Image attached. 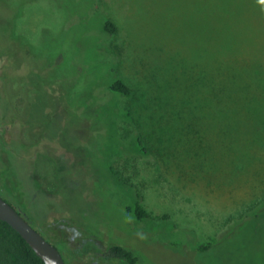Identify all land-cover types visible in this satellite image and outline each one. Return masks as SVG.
Masks as SVG:
<instances>
[{
  "label": "rangeland",
  "instance_id": "374dc122",
  "mask_svg": "<svg viewBox=\"0 0 264 264\" xmlns=\"http://www.w3.org/2000/svg\"><path fill=\"white\" fill-rule=\"evenodd\" d=\"M232 1L237 6L238 1ZM86 5L85 0H0V196L58 249L67 264H103L104 257L106 264H122L108 257L112 243L138 253L139 264H264V85H251L237 99L242 107L235 113L241 116L237 137L242 140L236 152L230 147L227 109L218 127L223 135L210 139L207 159H198L193 169L189 159H182L181 170L191 177L179 185L171 175L173 189L151 186V156L115 151L118 177L125 182L137 169L130 183L153 217L138 225L123 208L132 196L129 189L99 183L98 164L88 154L108 144L113 129L108 118L93 130L86 128L85 118L94 114L87 100L100 103L99 93L81 81L69 92L68 105L62 97L66 91L43 83L39 72L46 73V68L36 51L46 45L66 52L63 62L85 68L90 46L85 44ZM99 8L118 26V33L105 41L110 60L119 64L124 79L139 85L150 79L152 70L166 78L163 61H173L171 55L179 48L171 43L170 32L193 43L202 18L197 13L200 0H99ZM137 9L144 12L140 20L145 28L150 23L169 34L153 45L160 51L158 58L136 44ZM216 43L215 56L221 61L240 52L231 61L243 58L249 67L264 63V0L238 7ZM177 61L171 62L169 73L175 67L178 77ZM210 75L211 86L221 80L229 87L228 75L220 77L214 68ZM47 77L51 79L49 73ZM121 126L126 138L124 127L133 126ZM142 131L153 139L150 128ZM253 133L258 136L255 142L250 141ZM245 149L248 154L242 156ZM245 208L251 214L233 227L230 217ZM172 212L185 235L179 237L178 229L173 230L176 234L154 229L160 215ZM90 241L101 249L99 255L84 251Z\"/></svg>",
  "mask_w": 264,
  "mask_h": 264
},
{
  "label": "trees",
  "instance_id": "16d2710c",
  "mask_svg": "<svg viewBox=\"0 0 264 264\" xmlns=\"http://www.w3.org/2000/svg\"><path fill=\"white\" fill-rule=\"evenodd\" d=\"M75 1L73 0V3ZM200 1L201 8L197 9V13L201 14L202 18L193 43H187L183 38L177 39L171 32V35L164 32L166 39L169 38V35L172 39L171 43L177 44L179 47L177 51L175 48L171 55V59H173L171 62L178 59L176 62V66H179L180 69L178 77L175 75V67L172 73H169V69H172L174 65L171 62L163 61L166 78L163 74L161 77L157 70H152L148 73L150 79L141 85L130 79H124L119 64L110 60L108 56L110 51L105 42L118 33V26L100 11L99 0H85L87 4L85 44L87 42L90 44L89 56L85 57V68L78 65V62L75 64L74 62L68 64L63 62V55L66 52L60 48L46 45L36 51L46 68V73L43 70L39 71L43 83L55 85L62 91L65 90L66 94H62V97L66 104L69 105V92L78 88L81 81L85 80V87L90 88V91L93 89L99 93L100 103L92 99L87 100L88 110L94 114L85 118L86 128L93 130L94 125L98 126L103 118H108L113 124V129L108 137L110 142L102 148L99 146L97 151L89 150L88 154L94 156L93 160L98 164L99 174L96 178L99 183L129 189L132 196L129 203L123 208L138 225H143L147 220L153 219L139 201L140 196L134 189V184L130 183V180L137 176L138 171L133 168L129 179L125 181L126 183L123 182L118 177L114 154L130 151L140 154L142 157L151 156L153 160L149 163L154 168L152 172L155 174L151 186L168 189V185L173 189L175 184L171 175L174 178L177 177L175 180L176 183L179 182V185L181 181L191 177V173L184 175L182 172V159H189L191 161L189 168L192 169L196 166L198 159H207V155L211 152L210 139L214 140L215 137L219 138L223 135L222 130L218 127L224 123L227 109L230 110L231 115V118L228 116L231 123L228 133H230L229 137L233 136L230 147L236 152L238 145L236 143L242 140L237 137L241 116L235 115V113L242 112V107L237 99L241 93L247 94L251 85L255 84L261 89L264 85V63H253L249 67V62L243 58L231 61L232 57L240 52L229 54L230 57L225 61H221L215 56V44L220 41L221 32L230 25V20L234 17L236 9L249 0H237V6L231 0L234 7H231L227 0ZM242 10L246 15L247 9L242 8ZM143 13L142 10L137 9L136 44L150 53L151 57L158 58L160 51L153 45H156L157 40L165 39V37L160 29H155L149 22V28L142 25L140 19L143 17ZM14 14L15 17L18 16V14ZM92 21H94L93 25H91ZM92 28L97 31L95 35L90 31ZM26 46L29 51V44ZM163 57H168V55L165 54ZM57 58L60 59L57 60ZM213 68L215 72L218 71L220 77L225 74L229 76L227 89L221 80L214 82L215 87L211 86L210 74ZM48 73L50 80L49 77L45 79ZM98 106L99 109L96 108ZM123 122L131 123L133 126L131 129L124 127L126 138L121 128ZM213 124H216L217 130ZM143 128L151 129L153 139L144 135ZM209 131L210 134H208ZM209 136L212 137L209 138ZM256 137L258 136L253 133L250 141L255 142ZM123 139L126 145L123 143ZM247 152L245 149L240 154L244 156L248 154ZM263 205L262 202L261 206ZM247 209H241L242 214L230 217L233 219L231 221L234 224L233 227H236L235 225L241 221L243 216L251 214V212L246 214ZM177 218L174 212L162 214L159 217L160 225L154 229H158L160 232L167 229L166 232L169 234H176L173 230L178 229L179 237L185 235L186 230L179 227ZM254 221L256 220L254 219ZM214 242L215 240L202 247V250L210 248ZM176 245L178 246V244ZM84 251L86 254L91 252L99 255L101 253V249L92 241L87 243ZM108 251H110L111 259L120 260L122 264L140 263L138 253L120 244L112 243L108 246ZM0 264H44V262L10 225L0 220Z\"/></svg>",
  "mask_w": 264,
  "mask_h": 264
},
{
  "label": "water",
  "instance_id": "95a60500",
  "mask_svg": "<svg viewBox=\"0 0 264 264\" xmlns=\"http://www.w3.org/2000/svg\"><path fill=\"white\" fill-rule=\"evenodd\" d=\"M0 220L10 225L44 264H66L58 249L38 233L10 203L0 196Z\"/></svg>",
  "mask_w": 264,
  "mask_h": 264
},
{
  "label": "flooded vegetation",
  "instance_id": "af4514ba",
  "mask_svg": "<svg viewBox=\"0 0 264 264\" xmlns=\"http://www.w3.org/2000/svg\"><path fill=\"white\" fill-rule=\"evenodd\" d=\"M110 256V251H109V253H108V257ZM100 258H102V257H100ZM110 258V257H109ZM108 262V259L107 258H105L104 257V263L103 264H106Z\"/></svg>",
  "mask_w": 264,
  "mask_h": 264
}]
</instances>
